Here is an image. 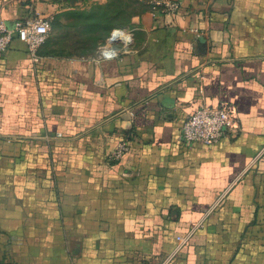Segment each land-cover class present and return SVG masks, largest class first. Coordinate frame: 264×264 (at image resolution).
Instances as JSON below:
<instances>
[{"label":"crops","instance_id":"1","mask_svg":"<svg viewBox=\"0 0 264 264\" xmlns=\"http://www.w3.org/2000/svg\"><path fill=\"white\" fill-rule=\"evenodd\" d=\"M65 1L0 0V14L62 27L83 7ZM133 20L117 57H93L104 30L56 27L39 60L16 34L0 56V264H264V0ZM222 101L237 126L181 137L193 108Z\"/></svg>","mask_w":264,"mask_h":264},{"label":"built area","instance_id":"2","mask_svg":"<svg viewBox=\"0 0 264 264\" xmlns=\"http://www.w3.org/2000/svg\"><path fill=\"white\" fill-rule=\"evenodd\" d=\"M181 6V0H148V11L156 16L159 13H175ZM49 19L39 13L18 17L8 23L0 14V56L6 51L13 34L26 41L32 60H39V47L49 32ZM132 33L125 27H112L106 41L95 49L93 57H117L130 51ZM132 113V111H130ZM238 124V114L234 103L222 101L215 104H200L193 108L181 125V137L188 143L202 142L212 144L226 131ZM129 148L125 139L118 140L110 150L108 157L117 160ZM182 236H178L182 240Z\"/></svg>","mask_w":264,"mask_h":264},{"label":"rangeland","instance_id":"3","mask_svg":"<svg viewBox=\"0 0 264 264\" xmlns=\"http://www.w3.org/2000/svg\"><path fill=\"white\" fill-rule=\"evenodd\" d=\"M70 0H66L59 7L69 5ZM83 4L77 9L64 10V13H69L70 17L65 20V24L59 27L58 18H52L49 20V31L56 27V31L60 29L62 38L66 41H75V35L77 31H81L86 34L98 32L96 23H100L101 26L107 22H100L97 20L101 15H106L109 18V23L114 25H120L123 27L132 26L134 16L148 9V0H80ZM97 13L95 21L88 20V14ZM96 27V28H95ZM93 28V29H92ZM101 33V32H98ZM60 34V35H61ZM69 36H65V35Z\"/></svg>","mask_w":264,"mask_h":264},{"label":"trees","instance_id":"4","mask_svg":"<svg viewBox=\"0 0 264 264\" xmlns=\"http://www.w3.org/2000/svg\"><path fill=\"white\" fill-rule=\"evenodd\" d=\"M96 16H97V13H95V14L91 13L90 15L88 14V17L86 16L85 18H87L88 20L95 21ZM100 19L103 20V22H107V23H105V25H103V26H101L100 23H96L97 30H99L98 32H102V31L104 30V32L106 31V33H107V35H108L109 30H110L112 27H115V26L123 27V26H120V25L110 24V23H109V18H108L106 15H101V17H99L97 20L100 22ZM95 28H96V27H95ZM92 29H93V28H92Z\"/></svg>","mask_w":264,"mask_h":264}]
</instances>
